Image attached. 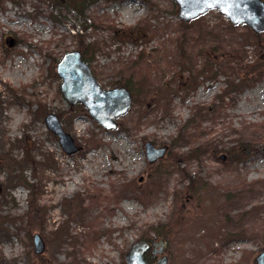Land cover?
Segmentation results:
<instances>
[{"label": "rangeland", "instance_id": "374dc122", "mask_svg": "<svg viewBox=\"0 0 264 264\" xmlns=\"http://www.w3.org/2000/svg\"><path fill=\"white\" fill-rule=\"evenodd\" d=\"M14 1H0V264H124L131 244L153 237L167 242L166 264H253L264 245V75L255 71L240 93L221 98L220 74L199 75L189 92L178 85V78L186 80L203 64L200 58L179 61L176 75L168 66L162 69L163 63L160 72L149 66L151 82L134 88L127 114L116 120L115 129L105 130L59 94L57 60L79 49L80 34L98 44L89 65L100 85L121 84L116 74L129 60L142 52L148 65L157 63L170 40L171 45L178 38L177 6L172 9L167 0H97L85 10L89 19L82 24L72 10L59 21L46 18L45 5L53 0ZM70 21L80 24L76 33ZM191 23L203 25L204 32L227 20L211 10ZM135 27L147 29L141 39L123 36ZM249 41L231 56L261 66L264 37ZM166 86L167 114L154 104ZM195 107L207 112L190 124L199 137L172 149ZM49 113L79 151L65 154L44 123ZM243 131L261 137L246 151L239 143ZM90 137L97 147L88 150L84 139ZM210 141L219 146L210 147ZM146 142L165 152L148 159ZM153 179L162 184L151 190ZM128 183L138 191L120 192L130 189L123 186ZM249 189L254 198L242 200ZM90 213L103 215L98 226L108 235L88 251L79 236L96 227ZM34 234L45 244L40 254L33 252Z\"/></svg>", "mask_w": 264, "mask_h": 264}, {"label": "trees", "instance_id": "16d2710c", "mask_svg": "<svg viewBox=\"0 0 264 264\" xmlns=\"http://www.w3.org/2000/svg\"><path fill=\"white\" fill-rule=\"evenodd\" d=\"M0 1L2 3L5 0ZM11 1L15 2L14 0ZM48 1L45 2L48 3ZM96 1L97 0H68L65 5L58 3V0L49 1L50 4L45 5L44 15L49 20L59 21L62 20V17H65L67 15V10H72L75 18H77V20H80V23L83 24L86 23L87 19H89L87 16H85V10ZM167 1L170 3L171 8L174 9V4L170 0ZM262 1L264 2V0ZM34 7L38 10L37 5H34ZM202 17L203 16H200L193 21H197ZM70 25L73 33H76L80 26V24H75L73 21H70ZM202 26L203 25H199L198 27H196L192 26L191 22L185 23L182 21H178L177 31L179 33V36L177 39H175L174 42L171 43V45L170 42L174 39L170 40L169 48L166 50L167 53L165 54V56H163L157 63L148 65L147 58L142 52H140L136 58L129 60L126 65L121 67V70L116 74V76L117 78H120V80L122 79L123 82H119L121 84L115 83L113 86L124 87L131 92V95L133 94L135 96L134 88H141V84L144 80L148 81L149 83L151 82L152 70H145L147 67L150 66L153 68V70L160 72V70L168 66V70L174 71V74L176 75L179 72L177 67V65L180 66L179 61H181L182 63H186L184 60L189 59L190 61L192 58H194L195 60L197 58L202 59L203 64L197 69V71H195L194 74H191L186 80L178 78V85L184 87L187 92L194 90L199 75L204 76L205 78H214L217 74L224 76L225 87L222 90V95L220 96L221 98L229 96L230 94L236 95L240 93L243 88L246 87V85L253 81L255 71H259V73L264 75V62H261V66H249L243 64V61L239 56H231L233 51L240 52L243 46L248 45L251 38H263L264 32L253 34L251 33V31L249 32V29L246 26H233L229 22L224 24V26H221L219 24L215 25L209 30L206 28L204 32L202 30ZM144 28L145 26L142 27L143 30ZM122 32L123 36L125 35L128 38L134 37L135 41H137L141 39V37L143 36L142 34L145 35L147 29L140 32L139 27H135ZM76 38L78 43L77 47H79L78 50L82 55V59L88 63L92 62L97 52L96 49L98 44L85 42V38L80 34H77ZM180 42H182L181 45H179ZM180 47H184V49H180ZM160 63H163L162 69L157 68ZM214 70H217V72H215ZM233 72H236L238 74L237 77L231 76ZM205 73L207 74V76L205 75ZM95 74L96 73H94V75ZM169 88V86H166L164 95H162L157 102H154L156 106L163 107L166 114L168 113L170 105V93L168 91ZM160 101H162L161 105L159 103ZM143 106L145 107V109L148 108L147 105ZM74 109L82 110V107L80 105H77ZM192 115V119H189L187 121V124H184V126L179 130L177 136L180 142L177 145L172 144V149L175 147H180L181 145L190 144L194 138L196 139V137H199V132L196 134V136L194 135L193 128L190 126V124L195 122V120L200 121L203 116L207 115V112L204 111L203 108L195 107V111L192 113ZM139 125L140 120H137V124L136 126H134V129L136 130ZM200 133H203V131H200ZM93 139V137L84 139V144L87 143L90 146L88 150L97 147L96 145L91 143ZM175 139L173 140L174 143L175 141H177ZM239 139V143L242 144V148L246 151L247 145L253 144L256 141H260L261 137L258 136L256 131H243L240 133ZM218 146V143L210 141V147L216 148ZM193 151L194 150L192 149L191 152ZM229 171L230 169L227 170V173ZM223 176H221L220 179H223ZM157 177H161L163 183L165 178L160 174H158ZM154 180L155 179H153L151 182V190H153V188H159L162 184L153 183ZM123 186L130 187V189L123 188L120 190V192L123 191L133 193L135 191H138L139 189L134 184L130 183L124 184ZM248 188L251 187L249 186ZM95 192L100 193L99 190H95ZM118 192L119 189L116 191L115 196L118 194ZM234 192H240V190H235ZM240 196L242 197V200L244 198L252 199L254 198V190H245ZM90 198L92 199V201L95 200V198L93 197ZM235 202L236 201H233L232 203L234 204ZM102 216H100L99 214L96 215L90 213L88 219L96 223V227L92 229L91 232L79 236V239H81V244L88 251L91 247H94L96 245V243L102 236L108 235V232L103 231L104 229L98 226L99 220ZM83 220L86 222L85 218ZM241 225L242 224L238 226L240 230L242 228ZM76 239L78 238H75V241H77ZM85 248L84 250L87 252Z\"/></svg>", "mask_w": 264, "mask_h": 264}, {"label": "water", "instance_id": "95a60500", "mask_svg": "<svg viewBox=\"0 0 264 264\" xmlns=\"http://www.w3.org/2000/svg\"><path fill=\"white\" fill-rule=\"evenodd\" d=\"M178 8V18L189 22L209 10H217L232 25H245L253 33L264 32V2L262 0H171ZM60 79V91L69 105L81 104L89 117L106 130L116 127V119L127 113L131 106L130 92L123 87L102 88L93 76L90 66L82 60L79 51L67 52L55 66ZM46 128L58 139L66 154L75 153L80 147L75 145L72 136L63 130L57 116L49 113L44 117ZM148 158L161 156L165 148H155L150 142L144 145ZM224 159V156L221 157ZM33 250L41 253L44 242L39 234L32 236ZM165 242L162 238L150 242L137 241L129 246L124 254L125 264H147L144 254L151 248L155 254L163 253ZM155 264H166L161 257ZM253 264H264V246L259 249Z\"/></svg>", "mask_w": 264, "mask_h": 264}, {"label": "flooded vegetation", "instance_id": "af4514ba", "mask_svg": "<svg viewBox=\"0 0 264 264\" xmlns=\"http://www.w3.org/2000/svg\"><path fill=\"white\" fill-rule=\"evenodd\" d=\"M156 238V237H154ZM162 238V237H161ZM164 239V238H162ZM165 241V239H164ZM166 248H167V242L165 241V246L163 247V253H158L157 250L159 249V247H156V252L155 254L152 253V249H149L145 254H144V259L145 261L148 263V264H155L158 260V258H161L164 256V254L166 255L167 254V251H166Z\"/></svg>", "mask_w": 264, "mask_h": 264}]
</instances>
